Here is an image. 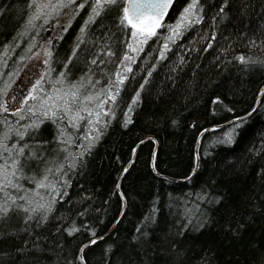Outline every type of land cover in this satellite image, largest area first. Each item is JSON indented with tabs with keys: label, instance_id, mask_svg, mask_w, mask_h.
I'll return each instance as SVG.
<instances>
[{
	"label": "trees",
	"instance_id": "1",
	"mask_svg": "<svg viewBox=\"0 0 264 264\" xmlns=\"http://www.w3.org/2000/svg\"><path fill=\"white\" fill-rule=\"evenodd\" d=\"M186 1L174 0L165 21ZM205 2V20L180 36L163 61L154 60L156 51L152 46L158 43L156 38L145 45L146 52L133 65L137 71L126 81L127 88L122 92L125 106L152 62L157 63V68L141 91L132 111L131 123L127 128L122 126L121 111L120 118L113 120L84 159L79 173L72 177L66 200L59 202L49 220L34 229L36 235H46L57 244L63 240L64 252L75 255L80 251V246L92 238L86 229L70 236L63 231V228L70 226L76 212L80 211L81 194L84 191L93 194L94 199L86 202L92 210L88 218L97 229L96 235H101L110 229L122 211V191L125 206L121 219L105 238L81 250L86 257L84 264H102L104 248L109 243L114 245V250L109 253L112 264H170L172 256L167 249L177 240L186 249L182 264H202L205 249L212 251L213 264H260V249L250 248L249 245L257 241L264 247V213L259 212V205L264 202V177L259 174L264 169V148L260 147V133L264 132V93L234 143H208L213 136L219 137L223 127L204 134L197 146L196 142L201 129L212 123L228 121L233 114L241 115L256 104L260 86L264 85V65L245 67L236 56H264V47L249 44L255 30L264 22V0H229L224 13L217 16L215 21L218 35L214 38L210 35L213 27L210 18L217 15L222 0ZM19 3H23V0H2L0 8H11ZM85 14L86 10L73 20L63 39L56 45L58 59H66L71 52L73 38ZM18 15L15 11L11 15L0 14V51H3L6 42L17 38L13 33L18 26ZM204 30L209 31L205 34ZM200 36L204 37V41L211 39L212 46L205 48L204 41H198L196 50H191L189 42L193 37ZM20 41L19 45L10 49L11 56H5L10 64L22 54L29 37H20ZM180 45L189 48V52H184ZM148 53H152V58L144 61L143 56ZM178 53L185 57L187 63L176 65ZM140 64H144V67H139ZM61 66L58 64L57 68ZM174 66L178 68L175 73L172 71ZM72 68L71 78L76 79L81 66L74 64ZM217 95L234 106L235 113H214L212 97ZM172 109H175V125L170 123V119H162ZM41 127L45 138H51L55 133L51 121H46ZM148 136L154 140H146L137 147L133 162L124 172L117 191L120 174L131 160L136 144ZM253 147L257 148L255 153L249 151ZM196 154H199L197 169L189 177L195 168ZM185 177L189 178L179 181ZM25 183L27 187H35L31 181ZM201 190L221 196L223 203L218 201L209 205L206 200H197V193ZM74 198V204L69 205L68 200ZM193 202L204 208L209 221L203 229L192 228L176 233L177 222L184 220L182 214L187 210L198 211L190 208ZM250 204L257 205L258 214L252 217L239 239L219 229L221 222L230 221L235 226L238 214L233 215L231 210L238 208L243 211ZM154 208L156 221L146 229L149 235L145 237L146 242L141 250L131 241V237L137 230V224ZM76 222L82 224L83 219L76 217ZM12 223L19 225L15 218ZM57 227L61 228L59 234L54 231ZM25 239H28L27 232L19 238L0 239V247L10 245L20 248ZM43 247L48 249L49 244L45 242ZM25 253L23 257H11L10 264L11 261L15 264L56 262L51 251L39 252L29 248L25 249Z\"/></svg>",
	"mask_w": 264,
	"mask_h": 264
},
{
	"label": "snow or ice",
	"instance_id": "2",
	"mask_svg": "<svg viewBox=\"0 0 264 264\" xmlns=\"http://www.w3.org/2000/svg\"><path fill=\"white\" fill-rule=\"evenodd\" d=\"M173 3L174 0H23V3L11 8H0V14L19 13L18 26L13 33L17 38L6 42L3 51H0V239L19 238L22 233H28V239L20 248L10 245L0 247V264H10L13 256H25V249L29 248L39 252L51 251L56 257L55 264H84L86 257L82 251L75 255L67 254L63 240L57 244L46 235H36L34 229L49 220L59 202L66 200L72 177L79 173L84 159L113 120L120 118L121 111L122 126L127 128L131 123L132 111L141 91L157 68V63L152 62L125 106L122 92L127 88L126 81L137 71L133 65L146 52L145 45L156 38L158 43L152 46L156 51L154 60L163 61L180 36L205 20V0H187L175 21L165 23V16ZM228 4L229 0H222L217 15L210 18L213 21L210 29L213 38L218 35L215 27L217 16L224 13ZM85 10L86 14L73 38L71 52L66 59H58L56 45L63 39L73 20ZM208 31L204 30L205 34ZM20 37H29V41L22 54L15 58V66H12L5 56H11L10 49L20 44ZM198 41H204V37H193L189 42L191 50H196ZM249 44L264 47V22L255 30ZM203 46L211 47L212 40L204 41ZM180 47L184 52H189L184 45ZM150 58L152 53L143 56L144 61ZM236 59L243 62L245 67L264 65V56L237 54ZM184 63H187L185 57L178 53L176 65ZM58 64L62 66L57 68ZM74 64H79L82 69L76 79L71 78ZM139 67L143 68L144 64ZM172 71L175 73L178 68L174 66ZM259 92L264 93V85L260 86ZM212 101L214 113L236 111L219 95L213 96ZM257 107L253 105L247 112L233 114L230 120L223 121L224 130L208 143H234ZM174 113L175 109L169 110L162 119H170V123L175 125ZM46 121H51L55 126L51 138H45L42 134L41 126ZM209 127L220 129L222 125L212 123ZM260 147L264 148V132L260 133ZM249 151L255 153L257 148ZM127 171L125 166L123 172ZM259 174L264 177V169ZM25 181H31L35 187H27ZM119 187L117 184V189ZM120 195L122 199L125 198L122 191ZM90 199H94L91 192L81 194L80 211L76 212L70 226L63 228V231L70 236L86 229L92 235L87 243L94 244L103 236L96 235L97 229L88 218L92 210L86 202ZM197 200H206L209 205L218 201L223 203L221 196L207 190L199 191ZM74 202L75 198L68 200L69 205ZM190 208L198 211L187 210L182 214L184 220L177 222L176 233L192 228L203 229L209 221L201 205L193 202ZM231 211L233 215L238 214L235 226L230 221L221 222L219 229L239 239L252 217L258 214L257 205L250 204L243 211L238 208ZM259 212L264 213V202L260 203ZM76 217H81L83 223L78 224ZM14 218L19 222L18 226L12 223ZM120 219L117 216L113 223ZM155 221L154 208L136 226L131 241L141 250L146 242L145 237L149 235L146 229ZM54 231L59 234L61 228L57 227ZM45 242L49 244L48 249L43 247ZM80 247L83 250L85 245ZM249 247L260 249V264H264V247L257 241H252ZM113 250V244L105 245L102 264H112L109 253ZM167 251L172 256L170 264H182L186 249L180 246L179 240L171 243ZM213 260L212 251L205 249L202 264H213ZM11 264L15 262L11 261Z\"/></svg>",
	"mask_w": 264,
	"mask_h": 264
},
{
	"label": "water",
	"instance_id": "3",
	"mask_svg": "<svg viewBox=\"0 0 264 264\" xmlns=\"http://www.w3.org/2000/svg\"><path fill=\"white\" fill-rule=\"evenodd\" d=\"M171 7H172V6H171ZM171 7H170V8H171ZM165 17H166V16H165ZM261 94H262V93L259 92V94H258L259 98L257 99L255 105H258V102H259V100H260ZM221 125H222V127H223V124H222V123H221ZM204 129H206L207 131H206V132H202V131L200 132V134H199V136H198V139H197V142H196V146L198 145L200 139L202 138V136H203L204 134H206L207 132H209V131H211V130H214V129H211L209 126L206 127V128H204ZM146 140H154V138L151 137V136H148V137H146L143 141H141V142H139L138 144H136V146H135V148H134V152H133L132 158H131V160H130L129 162H131V163L133 162L134 156H135V154H136L137 147H138L140 144H142L143 142H145ZM157 144H158V142H156V145H157ZM154 152H155V148L153 149V151H152V155H151V167H152V168H153V157H154ZM129 162L125 165V166H127V168L131 165V163H129ZM197 165H198V156H197V154H196L195 169H197ZM195 171H196V170H195ZM195 171H193L192 174H191L189 177H191V176L195 173ZM155 173H156V172H155ZM123 174H124V172H123V170H122V172H121V174H120V177H119V180H118V183H117V184L120 183ZM156 174H157V173H156ZM189 177H187V179H188ZM183 180H185V178H184V179H180L179 181H183ZM116 188H117V186H116ZM117 191H119V189H117ZM124 206H125V202H124V199H123V207H122V211H121V213L119 214L120 217L122 216V214H123V212H124ZM117 222H118V221H117ZM117 222H116V223H117ZM116 223H113V225L110 227V229L107 230L105 233L101 234L100 236H103V238H105V237H106V236H107V235L113 230V228L115 227ZM90 239H91V238H90ZM99 240H102V239H99ZM99 240H97V241H99ZM97 241H96V242H97ZM83 245H85V246H89V245H92V244H88L87 241H86ZM80 251H81V248H80Z\"/></svg>",
	"mask_w": 264,
	"mask_h": 264
},
{
	"label": "rangeland",
	"instance_id": "4",
	"mask_svg": "<svg viewBox=\"0 0 264 264\" xmlns=\"http://www.w3.org/2000/svg\"><path fill=\"white\" fill-rule=\"evenodd\" d=\"M186 2H187V1H186ZM186 2H184L180 7H178V8L173 12L172 15H171V17H169V19H167V20L165 21V23L174 22L175 19H176V17H177L178 14H179V11L183 8V6H184V4H185ZM163 30H164L165 32L167 31L166 28H164ZM158 31H160V30L158 29ZM11 65H12V66H15V60H13V62L11 63ZM36 71H38V69H37Z\"/></svg>",
	"mask_w": 264,
	"mask_h": 264
}]
</instances>
